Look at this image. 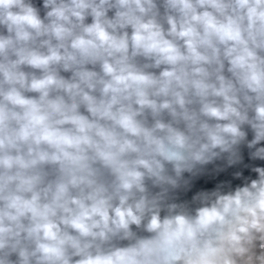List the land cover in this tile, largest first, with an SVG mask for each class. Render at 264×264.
Listing matches in <instances>:
<instances>
[{"label":"clouds","instance_id":"obj_1","mask_svg":"<svg viewBox=\"0 0 264 264\" xmlns=\"http://www.w3.org/2000/svg\"><path fill=\"white\" fill-rule=\"evenodd\" d=\"M0 264H264V0H0Z\"/></svg>","mask_w":264,"mask_h":264}]
</instances>
